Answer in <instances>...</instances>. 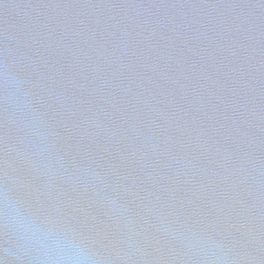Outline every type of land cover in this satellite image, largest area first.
Returning a JSON list of instances; mask_svg holds the SVG:
<instances>
[{
    "label": "water",
    "instance_id": "obj_1",
    "mask_svg": "<svg viewBox=\"0 0 264 264\" xmlns=\"http://www.w3.org/2000/svg\"><path fill=\"white\" fill-rule=\"evenodd\" d=\"M30 236L264 264V0H0V258Z\"/></svg>",
    "mask_w": 264,
    "mask_h": 264
},
{
    "label": "clouds",
    "instance_id": "obj_2",
    "mask_svg": "<svg viewBox=\"0 0 264 264\" xmlns=\"http://www.w3.org/2000/svg\"><path fill=\"white\" fill-rule=\"evenodd\" d=\"M2 252L0 264H97L83 248L69 251L46 244L38 236L22 237L20 242L6 241Z\"/></svg>",
    "mask_w": 264,
    "mask_h": 264
}]
</instances>
